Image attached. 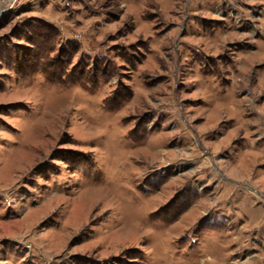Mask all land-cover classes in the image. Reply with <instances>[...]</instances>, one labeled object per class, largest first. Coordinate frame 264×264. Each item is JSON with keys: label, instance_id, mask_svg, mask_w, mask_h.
Here are the masks:
<instances>
[{"label": "rangeland", "instance_id": "rangeland-1", "mask_svg": "<svg viewBox=\"0 0 264 264\" xmlns=\"http://www.w3.org/2000/svg\"><path fill=\"white\" fill-rule=\"evenodd\" d=\"M263 8L0 0V264H264Z\"/></svg>", "mask_w": 264, "mask_h": 264}, {"label": "crops", "instance_id": "crops-1", "mask_svg": "<svg viewBox=\"0 0 264 264\" xmlns=\"http://www.w3.org/2000/svg\"><path fill=\"white\" fill-rule=\"evenodd\" d=\"M260 3L263 4V6H264V0H260ZM261 13H262V11H261ZM263 13H264V8H263ZM263 18H264V15H263Z\"/></svg>", "mask_w": 264, "mask_h": 264}, {"label": "flooded vegetation", "instance_id": "flooded-vegetation-1", "mask_svg": "<svg viewBox=\"0 0 264 264\" xmlns=\"http://www.w3.org/2000/svg\"><path fill=\"white\" fill-rule=\"evenodd\" d=\"M262 98H264V96H262Z\"/></svg>", "mask_w": 264, "mask_h": 264}]
</instances>
